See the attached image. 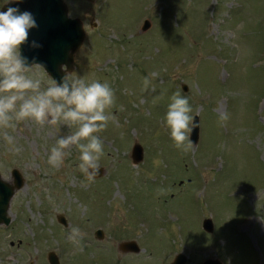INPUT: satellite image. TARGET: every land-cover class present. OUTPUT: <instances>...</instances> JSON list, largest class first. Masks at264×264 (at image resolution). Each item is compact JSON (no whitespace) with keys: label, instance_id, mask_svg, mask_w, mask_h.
<instances>
[{"label":"rangeland","instance_id":"374dc122","mask_svg":"<svg viewBox=\"0 0 264 264\" xmlns=\"http://www.w3.org/2000/svg\"><path fill=\"white\" fill-rule=\"evenodd\" d=\"M64 1L85 30L69 80L107 82L115 93L114 119L97 134L104 174L89 181L75 146L62 166L48 164L57 139L75 128L0 129L1 177L13 185L18 170L25 180L10 224L0 225V264H50L51 253L61 264H173L181 254L186 264H264V0ZM30 75L42 88L54 83L40 66ZM178 90L200 121L188 152L165 124ZM72 227L79 245L67 238ZM131 241L139 253L121 252Z\"/></svg>","mask_w":264,"mask_h":264},{"label":"clouds","instance_id":"9594fccd","mask_svg":"<svg viewBox=\"0 0 264 264\" xmlns=\"http://www.w3.org/2000/svg\"><path fill=\"white\" fill-rule=\"evenodd\" d=\"M34 27L35 21L28 12L20 13L13 7L0 12V129H14L16 123L22 121L75 128L57 139L47 162L51 167L59 168L69 154L66 150L75 146L80 152L79 168L91 181L99 174V160L104 155L103 142L97 134L106 130L114 119L109 110L115 105V93L107 82H87L83 78L70 81L68 75L59 83L55 81L42 88L41 79L30 75L33 66L39 65L29 66L20 52L29 29ZM143 86L145 90L151 86L147 77L143 79ZM156 99L160 97L155 98L154 103ZM191 113L188 98L179 90L173 93L165 124L174 147L182 152L193 148L190 134L198 127ZM228 118L227 114L222 115L220 121L225 122ZM4 139L8 144H14V137L7 132H4ZM67 238L79 245L80 229L72 227Z\"/></svg>","mask_w":264,"mask_h":264},{"label":"water","instance_id":"95a60500","mask_svg":"<svg viewBox=\"0 0 264 264\" xmlns=\"http://www.w3.org/2000/svg\"><path fill=\"white\" fill-rule=\"evenodd\" d=\"M94 3L96 0H86ZM9 7L19 9L20 13L28 12L32 15L36 27L29 29L27 41L21 45L20 52L26 58L28 65H39L53 81L59 83L63 77L69 75L74 68L75 54L83 45L85 40L84 25L80 19H71L69 8L64 0H18L11 2L3 9L7 11ZM150 28V23L146 22L143 28L145 32ZM36 45V46H33ZM185 92L188 91L186 85L183 86ZM194 123L198 127L193 129L190 140L197 145L200 138L199 117L194 118ZM132 158L135 164L143 161L144 151L141 145L136 144ZM104 170L100 167L99 174L95 178H101ZM13 185L4 181L0 174V225H9L11 220L8 216L11 200L15 193L23 189L25 180L18 170L13 171ZM59 221L66 225L63 216ZM203 228L208 233H213L214 224L211 219H206ZM98 238H103L102 231L97 233ZM125 252L131 251L139 253L140 249L135 242L123 243L120 247ZM50 264H60L58 256L51 253ZM186 257L181 254L176 257L173 264H186ZM203 264H223L219 260H207Z\"/></svg>","mask_w":264,"mask_h":264},{"label":"flooded vegetation","instance_id":"af4514ba","mask_svg":"<svg viewBox=\"0 0 264 264\" xmlns=\"http://www.w3.org/2000/svg\"><path fill=\"white\" fill-rule=\"evenodd\" d=\"M103 232V231H102ZM97 238H98V235H97ZM103 238H104V233H103ZM102 238V239H103ZM131 242H134V241H131ZM120 251L121 252H123V253H126V254H128V255H130V254H135V253H133V252H131V251H128V252H125L124 250H122L121 248H120ZM130 253V254H129Z\"/></svg>","mask_w":264,"mask_h":264},{"label":"bare ground","instance_id":"6f19581e","mask_svg":"<svg viewBox=\"0 0 264 264\" xmlns=\"http://www.w3.org/2000/svg\"><path fill=\"white\" fill-rule=\"evenodd\" d=\"M13 183V182H12Z\"/></svg>","mask_w":264,"mask_h":264}]
</instances>
